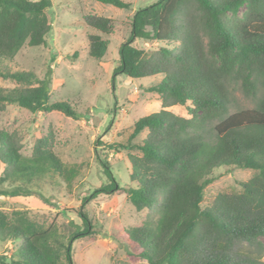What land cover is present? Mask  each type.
Returning a JSON list of instances; mask_svg holds the SVG:
<instances>
[{"label":"trees","instance_id":"trees-1","mask_svg":"<svg viewBox=\"0 0 264 264\" xmlns=\"http://www.w3.org/2000/svg\"><path fill=\"white\" fill-rule=\"evenodd\" d=\"M96 1L131 6L124 0ZM49 5L50 0H0V76L15 83L0 86V114L15 104L31 113L81 117L67 101L49 102L50 73L40 78L30 70L2 69L25 45L46 42L52 28ZM81 23L92 30L89 55L100 60L116 20L89 12L82 13ZM129 25L114 75H163L147 88L158 95L161 108L135 120L129 135L131 141L147 131L141 143L131 144L136 152L127 153L129 179L136 186L119 185L102 162L106 183L77 207L80 223L61 231L55 222H40L25 211H0V242L13 244L0 264H75L73 242L94 233L84 205L112 193L125 194L137 211L156 214L153 222L125 230L130 257L147 264H264L252 252L239 251L242 243L260 245L264 237V0H157L134 11ZM136 40L163 45L143 49ZM236 90L254 106L231 111ZM174 105L185 106L189 117L168 110ZM53 145L47 132L23 154L21 136L0 127V183L10 184L0 195H35L55 206L39 183L48 174L70 172ZM220 167L255 174L240 181L239 190L220 191L204 205Z\"/></svg>","mask_w":264,"mask_h":264},{"label":"rangeland","instance_id":"rangeland-1","mask_svg":"<svg viewBox=\"0 0 264 264\" xmlns=\"http://www.w3.org/2000/svg\"><path fill=\"white\" fill-rule=\"evenodd\" d=\"M130 8H118L96 0H50L47 14L52 28L40 46L25 45L12 59L3 63L4 71L30 70L43 78L50 73L49 102L67 101L81 115L72 119L59 111L31 113L15 104L0 114V127L16 132L22 138V153L29 154L39 136L51 132L54 152L69 170L68 177L48 174L39 183V190L56 205L51 206L35 195H0V211H25L40 222H55L60 231L80 223L76 209L94 189L106 183L102 162H107L121 186H136L129 179L127 159L131 144H139L147 131L131 141L133 123L139 117L158 111V95L147 90L163 75L130 78L113 73L118 64V48L130 33L131 15L137 9L157 0H124ZM245 7L240 9V13ZM93 12L116 20L114 33L109 35L106 54L97 60L88 53L87 33L81 23L82 13ZM143 49L163 45L136 40ZM14 81L0 76V86L12 87ZM230 110L250 108L255 101L240 90L234 92ZM171 112L189 117L185 106L174 105ZM129 146L127 148L126 146ZM215 181L206 188L203 204L220 191L239 190V182L255 174L249 169L220 167L214 169ZM8 182L0 188H8ZM83 209L90 218L94 233L76 239L72 244L75 264H147L130 257L126 251L125 230L135 223L156 218L154 211H137L125 194H100L87 200ZM260 245L242 243L239 251L251 253L264 262V237ZM13 244L0 242V257L10 255Z\"/></svg>","mask_w":264,"mask_h":264}]
</instances>
